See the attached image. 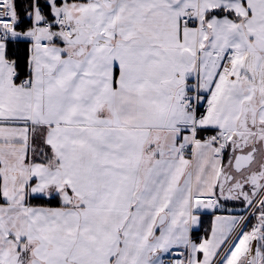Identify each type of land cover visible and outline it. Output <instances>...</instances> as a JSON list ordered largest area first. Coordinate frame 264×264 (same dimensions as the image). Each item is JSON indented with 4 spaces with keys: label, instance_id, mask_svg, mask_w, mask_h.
<instances>
[{
    "label": "snow or ice",
    "instance_id": "1",
    "mask_svg": "<svg viewBox=\"0 0 264 264\" xmlns=\"http://www.w3.org/2000/svg\"><path fill=\"white\" fill-rule=\"evenodd\" d=\"M0 264H264V0H0Z\"/></svg>",
    "mask_w": 264,
    "mask_h": 264
}]
</instances>
